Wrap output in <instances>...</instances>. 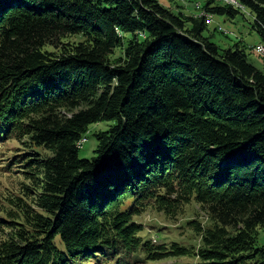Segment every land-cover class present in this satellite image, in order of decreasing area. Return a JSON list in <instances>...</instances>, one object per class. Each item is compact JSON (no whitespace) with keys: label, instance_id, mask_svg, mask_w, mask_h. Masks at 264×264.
I'll use <instances>...</instances> for the list:
<instances>
[{"label":"trees","instance_id":"trees-1","mask_svg":"<svg viewBox=\"0 0 264 264\" xmlns=\"http://www.w3.org/2000/svg\"><path fill=\"white\" fill-rule=\"evenodd\" d=\"M237 2L264 38V0ZM191 22L159 0H0V146L25 181L0 264H264V75ZM150 209L192 213L188 245L140 242Z\"/></svg>","mask_w":264,"mask_h":264},{"label":"rangeland","instance_id":"rangeland-1","mask_svg":"<svg viewBox=\"0 0 264 264\" xmlns=\"http://www.w3.org/2000/svg\"><path fill=\"white\" fill-rule=\"evenodd\" d=\"M212 1V2H211ZM160 5L178 16L185 23V27L190 29L192 22H205L211 19L210 24L206 22L205 32L202 38H208L212 43L216 44L222 49H232L235 46H244L246 48V54L248 55V62L251 66L256 68L264 75V58L257 55L254 52V48L258 45L264 46V38L254 28V17L251 12L242 8H235L233 4L218 2L216 0H159ZM210 9H216L217 7L232 8L239 13L234 14H214L207 11L204 12V7L209 4ZM198 5V7L196 6ZM232 5V6H231ZM185 21H189L186 23ZM204 27V25H203ZM218 29V30H217ZM223 30L222 32H220ZM226 33V35H225ZM75 39H69L72 42ZM70 42H67L68 44ZM122 56L121 51H117L111 58L112 62L116 61ZM111 123H100L90 127V131L87 134V142L83 149L80 150V158L92 159L96 156L95 150L97 148V140L94 133L105 131L109 129ZM5 140L0 146V209L8 210V203L4 200V197L9 192H19L22 190L21 183H25L23 177L20 174V168L14 165L13 155L17 153V149L20 145L14 141ZM4 141L1 139L0 142ZM29 185L28 183H26ZM23 185V184H22ZM11 208V206H9ZM193 216L189 211L185 214L177 217L174 220L168 219L162 214L154 212L150 209L148 212L141 214L134 218V221L140 224L142 227L137 234L139 241L146 242L151 248L168 247L173 243L179 245H188V237L193 235V230L190 227H185V222ZM202 223H204L203 215H200ZM194 219V218H193ZM191 232V234H190ZM198 242L195 244L197 245ZM258 244H264V231L260 230L258 237ZM186 261V259L181 260ZM132 264V263H130ZM133 264H173L170 260H164L157 257L155 261H148L147 259L139 260Z\"/></svg>","mask_w":264,"mask_h":264},{"label":"bare ground","instance_id":"bare-ground-1","mask_svg":"<svg viewBox=\"0 0 264 264\" xmlns=\"http://www.w3.org/2000/svg\"><path fill=\"white\" fill-rule=\"evenodd\" d=\"M219 1H222L223 3H227V5L230 3V4H233L234 5V7L235 8H242L239 4H238V2H237V0H219ZM232 6V5H231ZM243 9V8H242ZM207 24H210V23H212L211 22V19H208L207 21ZM218 30V29H217ZM223 30H221L220 32H222ZM225 35H226V33H225ZM254 52L257 54V55H259V56H261L262 58H264V46L263 45H258V46H256L255 48H254ZM83 142V141H82ZM79 149V148H78Z\"/></svg>","mask_w":264,"mask_h":264}]
</instances>
